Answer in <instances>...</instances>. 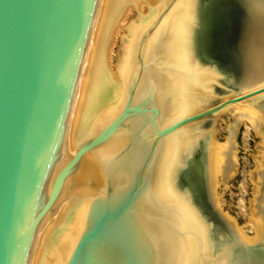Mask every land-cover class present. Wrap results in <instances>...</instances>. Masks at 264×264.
<instances>
[{"label":"water","instance_id":"water-1","mask_svg":"<svg viewBox=\"0 0 264 264\" xmlns=\"http://www.w3.org/2000/svg\"><path fill=\"white\" fill-rule=\"evenodd\" d=\"M96 4L0 0V264H166L154 189L163 138L250 94L165 124L164 80L154 67H138L119 113L79 141L52 177ZM241 6L196 1L197 61L199 48L220 70L230 62ZM199 153L197 138L174 186L199 216L223 224L208 191L205 152L203 173L190 161Z\"/></svg>","mask_w":264,"mask_h":264},{"label":"bare ground","instance_id":"bare-ground-1","mask_svg":"<svg viewBox=\"0 0 264 264\" xmlns=\"http://www.w3.org/2000/svg\"><path fill=\"white\" fill-rule=\"evenodd\" d=\"M143 2L97 0L68 110L61 158L52 177L79 141L91 137L119 113L127 79L136 68L150 65L160 72L167 92L165 124L192 112L213 96L220 74L215 68L201 65L193 55L196 0H151L146 11L127 17L131 8ZM240 2L238 38L230 62L223 63L221 70L227 72L226 83L232 91L250 94L227 106L234 113L223 142L214 139L213 131L206 132L205 175L213 205L219 207L215 189L219 179L225 183L235 171L238 125L243 122L249 126L259 138L258 153L252 154L254 168L248 174L254 187L247 223L253 233L245 234L228 216L224 217V225L199 216L174 186L183 155L197 136L203 135L195 132L194 124H186L163 138L154 179L166 264H264V0ZM117 34L115 64L108 67L106 52ZM211 249L214 256L210 258Z\"/></svg>","mask_w":264,"mask_h":264},{"label":"rangeland","instance_id":"rangeland-1","mask_svg":"<svg viewBox=\"0 0 264 264\" xmlns=\"http://www.w3.org/2000/svg\"><path fill=\"white\" fill-rule=\"evenodd\" d=\"M196 1H197V4L200 6L204 2H207V0H196ZM150 3H151V0H145V2H143L140 6L138 5L137 8L139 9L141 7V9H139L141 11H139L135 7L131 8L127 13L128 14L127 17L130 18L131 16L132 17L136 16V14L138 13H143V11H146L147 9L146 5H149ZM118 36H119L118 34L115 36L114 41H113L114 44L112 42L113 46L111 45L110 51H108V53L106 52L108 56L106 57L108 58L106 59V62H108L107 65H109L108 67L113 66L111 63L115 64L114 62H115V57L117 53V45H118L117 37ZM109 57L110 58L112 57L111 60ZM197 59L201 65L205 67H210L213 69L215 68L218 75L220 74L219 75L220 77H218V80L216 82L218 83V86L216 83L214 84V89H213L214 93L212 94L213 96L210 97L200 107H198L199 109L202 107L220 102L224 99L233 97L235 96V94L238 95V93H235L234 91H232L230 87L228 86V84L226 83V78H228L227 73L223 72L217 66H215V62L213 60H209L206 57V55H204L203 52L200 51L199 48L197 51ZM109 62L111 65L109 64ZM233 113H234V110L232 107H226L225 109H222L213 115H207L201 119H198L192 122V124H194L195 132L198 131L199 133H203V135L197 136V138H199L200 153L196 157H193L190 160L193 164H195L198 173L199 171L203 173L201 155H203L205 152L206 132L209 130L213 131L214 139L217 140L218 142H223L225 140V136L227 134L226 130L228 129V126L231 122ZM256 144L257 145L259 144L258 136L254 134L253 130L249 126H247L243 122H240V124L238 125L236 135H235V150H234L235 151V163H236L235 171L232 173V176L227 178L225 183L222 182L221 179H219V184L216 186V189H215V192L218 195V198L220 201L219 207L214 206L215 209H217V211L220 213V215L223 217L224 220H225L224 217H227V216L233 219L238 226L242 227L244 233L247 235H252L253 233V229L251 225L247 223V220H248V214H249V209H248L249 200H250V197L252 198L253 187H254L252 181L249 178V175H250V171L254 168L252 154L256 155L258 153ZM253 146L256 148H254ZM177 183L180 188H183L187 184L183 173H179L177 175ZM224 227L226 229V226ZM211 238H213V234H211ZM213 256H214V252L212 251L210 258ZM199 260L201 261L200 256H199ZM205 261L209 263L208 262L209 260L206 259Z\"/></svg>","mask_w":264,"mask_h":264}]
</instances>
